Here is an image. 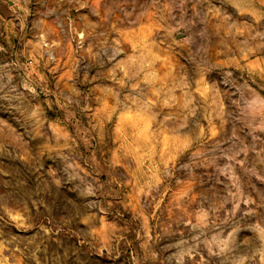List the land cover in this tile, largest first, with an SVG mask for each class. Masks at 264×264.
<instances>
[{"label": "rangeland", "instance_id": "1", "mask_svg": "<svg viewBox=\"0 0 264 264\" xmlns=\"http://www.w3.org/2000/svg\"><path fill=\"white\" fill-rule=\"evenodd\" d=\"M0 264H264V0H0Z\"/></svg>", "mask_w": 264, "mask_h": 264}]
</instances>
